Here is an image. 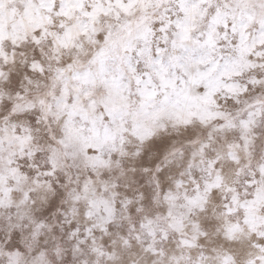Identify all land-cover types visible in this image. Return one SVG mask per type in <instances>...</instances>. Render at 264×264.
<instances>
[{"label": "snow or ice", "instance_id": "6c2138e0", "mask_svg": "<svg viewBox=\"0 0 264 264\" xmlns=\"http://www.w3.org/2000/svg\"><path fill=\"white\" fill-rule=\"evenodd\" d=\"M0 264H264V0H0Z\"/></svg>", "mask_w": 264, "mask_h": 264}]
</instances>
